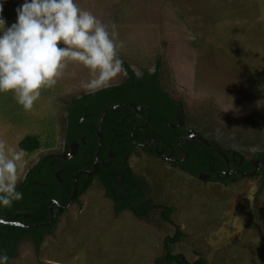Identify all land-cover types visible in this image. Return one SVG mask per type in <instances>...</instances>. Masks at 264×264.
Returning a JSON list of instances; mask_svg holds the SVG:
<instances>
[{"label":"rangeland","instance_id":"rangeland-1","mask_svg":"<svg viewBox=\"0 0 264 264\" xmlns=\"http://www.w3.org/2000/svg\"><path fill=\"white\" fill-rule=\"evenodd\" d=\"M23 0H7L9 26ZM124 41L126 75L111 87L158 74V90L179 106L176 121L188 133L216 142L256 164L264 157V0H77ZM75 74V75H73ZM82 65L69 63L64 77L42 90L31 110L13 93H0V140L20 149L36 137L38 150L26 153L27 175L40 162L57 165L70 152L66 141L69 109L90 96ZM133 174L149 188L154 205L172 208L147 219L116 213L105 188L90 189L60 214L40 248L20 242L10 264H155L164 241L179 229L173 255L194 263L264 264V190L261 178L229 184L202 182L171 163L135 148L128 159ZM24 181V180H23ZM23 183V182H22ZM20 183L18 187L22 184Z\"/></svg>","mask_w":264,"mask_h":264},{"label":"trees","instance_id":"trees-1","mask_svg":"<svg viewBox=\"0 0 264 264\" xmlns=\"http://www.w3.org/2000/svg\"><path fill=\"white\" fill-rule=\"evenodd\" d=\"M128 74L129 80L125 84L106 88L71 104L66 141L69 145L77 142L80 145L79 153L70 161L62 158L57 165H51L48 161L38 163L18 187L23 193V199L15 202L11 208H0V219L29 226L45 225L51 221L52 212L56 213L55 221L50 226L35 229L0 224V253L7 254L8 264L16 257L22 240L30 239L37 249L40 248L45 236L54 229L60 216L57 206L49 205V202L56 201L65 206L73 193L76 174L82 170H93L100 142L97 136L98 124L104 111L112 106L133 103L141 112L138 114L131 107H122L107 115L101 128L103 144L99 154L100 165L93 176L78 177L77 197L74 202H77L97 179L113 201L116 213L131 211L137 218L147 219L153 210L158 209L162 210V219L171 223L173 209L154 205L148 199V186L133 174L128 164L134 149L148 144L153 137L159 141L160 148L171 145L175 150V157L183 160L173 165L196 178L202 173L210 174L212 169L214 174L210 181L226 185L244 179L242 174L255 170L254 163L246 160L240 163L238 157L232 160L234 152L226 151L216 142L209 141L229 158L232 171H237L231 178H226L228 165L216 152L199 141L186 140L188 132L176 121L179 106L158 90V74L149 75L141 82H137L133 71L128 70ZM179 141V147L187 153V158L177 146ZM19 147L27 153H32L39 149L40 142L36 137H26ZM155 148L156 143L153 142L144 151L156 156ZM169 152L166 148L164 154ZM110 153L114 156L113 159H110ZM260 161L264 162V157H261ZM102 162L107 165L104 166ZM58 172L59 179L56 178ZM254 177L261 178V193L264 190L263 165ZM182 237L183 233L179 229L173 237H167L163 245L165 255L155 264H210L202 258L191 263L182 256L173 255L171 248L179 243Z\"/></svg>","mask_w":264,"mask_h":264},{"label":"clouds","instance_id":"clouds-1","mask_svg":"<svg viewBox=\"0 0 264 264\" xmlns=\"http://www.w3.org/2000/svg\"><path fill=\"white\" fill-rule=\"evenodd\" d=\"M6 2L0 0V93H13L26 111L42 90L58 84L70 62L88 70L89 79L81 87L89 94L126 75L124 41L116 25L104 23L77 0H23L10 26L4 16ZM26 166L25 151L0 140V208L23 199L18 185L26 179ZM8 261L0 253V264Z\"/></svg>","mask_w":264,"mask_h":264},{"label":"water","instance_id":"water-1","mask_svg":"<svg viewBox=\"0 0 264 264\" xmlns=\"http://www.w3.org/2000/svg\"><path fill=\"white\" fill-rule=\"evenodd\" d=\"M122 107H131L133 109H136V111L139 113L140 112V109L137 108L136 105L134 104H123V105H116V106H112L110 108H108L107 110L104 111V113L102 114L101 118H100V121H99V124H98V128H97V136L100 140L99 142V148H98V151H97V154H96V157H95V166L93 168V170L91 171H86V170H82L80 172H78L74 178V190H73V193L70 197V199L68 200L67 204L65 206H61L59 205L56 201H50L49 202V205L51 204H55L58 208V212L59 214L63 213L64 211H66L73 203H74V200L76 199L77 197V179L80 175H86V176H93L96 171L98 170V167H99V162H98V156H99V153L101 151V148H102V144H103V138H102V134H101V128H102V125L104 123V120L105 118L107 117V115H109L111 112H113L114 110H117V109H120ZM133 140V138H132ZM186 140H191V141H199L201 143H203L206 147H208L209 149L213 150L214 152H216L228 165V171L226 173V178H231V176L233 175V173H231V166H230V160L229 158L221 151H219L218 149H216L215 147L212 146V144L202 138L201 136L197 135V134H194V133H188L187 134V138ZM82 143H84V140H82ZM151 142H149L148 144L146 145H143L142 148H146L150 145ZM180 145V141L178 142V146ZM79 144L77 142H73L70 146V152L67 156L64 157V160L65 161H70L72 160L73 158L76 157L78 151H79ZM162 155V153H160ZM159 154V155H160ZM172 156V154L166 158V161H170V157ZM238 157L239 160H240V163L243 162V157L234 152L232 154V160H235V158ZM263 165L264 166V162L262 161H259L255 164V170L252 172V173H249V174H242L244 177H254L260 166ZM210 172H213V170L211 169ZM59 175H60V172H58L56 174V178L59 179ZM211 175L210 174H205V173H202L198 176V179L202 182H206L210 179ZM55 218H56V213L55 212H52V219L49 223L45 224V225H39V226H29V225H25V224H22L20 222H7V221H4L2 219H0V224L2 225H9L11 227H18V228H25V229H35V228H40V227H45V226H50L54 221H55Z\"/></svg>","mask_w":264,"mask_h":264},{"label":"flooded vegetation","instance_id":"flooded-vegetation-1","mask_svg":"<svg viewBox=\"0 0 264 264\" xmlns=\"http://www.w3.org/2000/svg\"><path fill=\"white\" fill-rule=\"evenodd\" d=\"M130 104H133V103H130ZM135 105V104H134ZM138 108V107H137ZM139 109V108H138ZM134 110H136V109H134ZM137 112V111H136ZM140 112H141V110H140ZM140 112L138 113V114H140ZM83 140V139H82ZM133 141V140H132ZM149 142H151L150 143V145L148 146V147H150L151 145H152V143L153 142H155L156 143V148H155V153L157 154L155 157H158V158H161V159H163V160H165L166 161V158L167 157H169L171 154H172V156L170 157V161H169V163H171L172 165L173 164H177V163H181L183 160L182 159H179V158H176L175 157V150H174V148L171 146V145H166V146H164V147H162V148H160V145H159V141L157 140V138H151L150 140H149ZM148 142V143H149ZM146 145V144H145ZM71 146V145H70ZM80 146V145H79ZM142 146L143 145H140V146H137L136 148H141V149H146V148H148V147H146V148H142ZM177 146H178V143H177ZM179 147V146H178ZM168 149L170 152H169V154H164L165 153V149ZM179 149H180V151L183 153V154H185V157L187 158L188 156H187V153L183 150V149H181L180 147H179ZM79 151H80V147H79ZM79 151H78V153H79ZM98 151V150H97ZM77 153V154H78ZM160 153H162V155L160 154ZM97 154V153H96ZM100 154V153H99ZM160 154V155H159ZM95 157H96V155H95ZM109 157H110V159H113L114 158V156L110 153L109 154ZM98 162H99V156H98ZM168 162V161H167ZM102 164L105 166V165H107V164H105L104 162H102ZM99 165H100V162H99ZM94 166H95V164H94ZM235 172H237V171H232V168H231V173H233V175L235 174ZM212 174H214V172H211L210 173V175H211V177H210V179L209 180H211V178H212ZM232 175V176H233ZM217 178H219L220 179V176L219 175H215ZM231 176V177H232Z\"/></svg>","mask_w":264,"mask_h":264}]
</instances>
